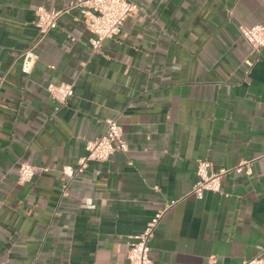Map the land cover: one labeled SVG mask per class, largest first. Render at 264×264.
I'll return each mask as SVG.
<instances>
[{"label":"crops","instance_id":"1","mask_svg":"<svg viewBox=\"0 0 264 264\" xmlns=\"http://www.w3.org/2000/svg\"><path fill=\"white\" fill-rule=\"evenodd\" d=\"M75 0H0V264H127L128 242L169 200L149 241L152 264L264 260V0H133L137 12L94 51L78 11L32 51L36 10ZM251 61L252 66L246 65ZM48 84H68L66 104ZM115 118L127 143L68 177ZM198 161L227 174L189 195ZM21 163L38 169L17 182Z\"/></svg>","mask_w":264,"mask_h":264},{"label":"built area","instance_id":"2","mask_svg":"<svg viewBox=\"0 0 264 264\" xmlns=\"http://www.w3.org/2000/svg\"><path fill=\"white\" fill-rule=\"evenodd\" d=\"M138 7L133 0H75L68 6L59 9L48 10L39 7L36 10L35 27L37 29L31 47L22 52L21 72L28 74L35 63V55L32 49L41 43L47 34L57 28L60 18L78 11L85 28L92 35L90 46L94 51L101 48L105 40L115 38L128 17L137 12ZM242 39L248 44L250 53L255 58L261 55L264 49V26L239 27ZM247 61L248 67L252 66ZM46 90L50 98L65 105L73 96V87L68 84H48ZM127 143L123 139V132L115 118L106 120L105 132L97 139L87 142L86 155L79 160L76 169L65 168L63 173L73 177L74 173L83 172L87 163L105 162L115 152L126 153ZM264 157V153L262 155ZM253 161H242L236 166L214 171L207 161H198L195 168V180L189 195L196 199H202L206 192L218 193L221 190L222 179L230 173L250 175ZM38 169L28 163H21L17 170V182L25 184L32 180ZM179 200H169L147 223L141 234L132 236L128 242L127 264H152L150 248L148 246L156 227L164 213L172 208ZM244 264H264L263 258L258 255Z\"/></svg>","mask_w":264,"mask_h":264}]
</instances>
